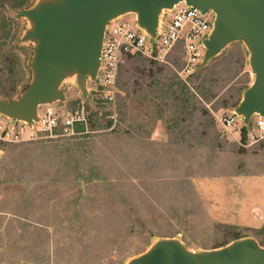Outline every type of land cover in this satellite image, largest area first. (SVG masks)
Segmentation results:
<instances>
[{"label":"rangeland","instance_id":"rangeland-1","mask_svg":"<svg viewBox=\"0 0 264 264\" xmlns=\"http://www.w3.org/2000/svg\"><path fill=\"white\" fill-rule=\"evenodd\" d=\"M36 1L0 0L2 98L31 80L19 10ZM249 55L235 42L188 71L181 50L166 61L128 53L112 90L90 81L84 96L65 81L51 107L61 124L83 118L75 133L0 138V264H126L159 238L198 251L249 232L217 221L196 187L241 167V153L264 159V133L251 124L238 135L222 121L254 79Z\"/></svg>","mask_w":264,"mask_h":264},{"label":"water","instance_id":"water-1","mask_svg":"<svg viewBox=\"0 0 264 264\" xmlns=\"http://www.w3.org/2000/svg\"><path fill=\"white\" fill-rule=\"evenodd\" d=\"M180 1L215 14L198 68L232 43L247 46L254 79L233 111L249 128L254 114L264 117V0H37L19 12L29 23L22 37L34 47L32 77L18 98L0 97V115L34 124L40 106L65 99L62 85L68 79L86 96L89 82L98 80L109 22L134 14L137 26L155 38L164 11ZM126 264H264V245L244 236L196 251L179 237H164Z\"/></svg>","mask_w":264,"mask_h":264},{"label":"built area","instance_id":"built-area-1","mask_svg":"<svg viewBox=\"0 0 264 264\" xmlns=\"http://www.w3.org/2000/svg\"><path fill=\"white\" fill-rule=\"evenodd\" d=\"M126 16L109 22L105 32L96 83L107 90L115 88L120 63L123 56L128 53L140 54L157 61H166L173 52L181 50L182 59L186 63L185 69L193 71L202 61L205 53L204 41L211 33L215 19L213 11L203 13L198 7L187 4L186 1H180L172 9L164 11L158 35L152 38L137 26L134 14H130L133 19ZM107 97L112 100L113 92ZM237 117L240 116L232 110L224 114L222 121L226 128L235 134L242 135L246 127L242 117L240 123L236 122ZM82 119L80 116L71 114L61 124L57 111L51 107V104H46L39 107L38 120L34 124L24 121L16 122L0 115V138L22 141L33 138L39 133L54 134L56 128L64 134L71 135L75 133L76 123ZM251 124L264 133L262 115L254 114Z\"/></svg>","mask_w":264,"mask_h":264},{"label":"crops","instance_id":"crops-1","mask_svg":"<svg viewBox=\"0 0 264 264\" xmlns=\"http://www.w3.org/2000/svg\"><path fill=\"white\" fill-rule=\"evenodd\" d=\"M239 157L243 167L199 178L197 191L217 221L249 231L238 237L254 236L263 242L264 159L251 152L241 153Z\"/></svg>","mask_w":264,"mask_h":264},{"label":"trees","instance_id":"trees-1","mask_svg":"<svg viewBox=\"0 0 264 264\" xmlns=\"http://www.w3.org/2000/svg\"><path fill=\"white\" fill-rule=\"evenodd\" d=\"M20 6H22V5H20ZM28 6H30V5H28ZM28 6H26V5H23L22 6V8L19 10V11H21L22 9H24V8H26V7H28ZM23 39V38H22ZM24 40V39H23ZM246 133H247V129L246 128H244V130H243V134L246 136ZM237 238H240V237H237ZM236 239V238H235ZM227 244V243H226Z\"/></svg>","mask_w":264,"mask_h":264}]
</instances>
